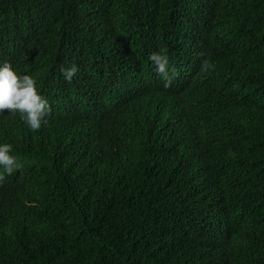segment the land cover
<instances>
[{"label": "trees", "instance_id": "1", "mask_svg": "<svg viewBox=\"0 0 264 264\" xmlns=\"http://www.w3.org/2000/svg\"><path fill=\"white\" fill-rule=\"evenodd\" d=\"M4 61L0 264H264V0H0Z\"/></svg>", "mask_w": 264, "mask_h": 264}, {"label": "clouds", "instance_id": "2", "mask_svg": "<svg viewBox=\"0 0 264 264\" xmlns=\"http://www.w3.org/2000/svg\"><path fill=\"white\" fill-rule=\"evenodd\" d=\"M150 59L156 72L167 79L169 73L168 57L162 53H154ZM77 68L61 69L65 79L71 80ZM8 109L9 113L19 114L30 129H39L48 123L50 105L48 99L41 93L34 76L21 73L11 62L0 63V113ZM21 164L14 154L12 143L0 142V181L5 175H11Z\"/></svg>", "mask_w": 264, "mask_h": 264}]
</instances>
